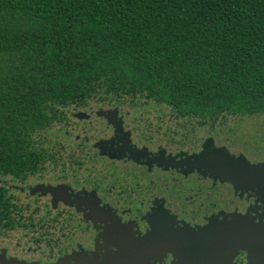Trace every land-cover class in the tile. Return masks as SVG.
Segmentation results:
<instances>
[{
	"label": "flooded vegetation",
	"instance_id": "obj_1",
	"mask_svg": "<svg viewBox=\"0 0 264 264\" xmlns=\"http://www.w3.org/2000/svg\"><path fill=\"white\" fill-rule=\"evenodd\" d=\"M132 94L66 106L50 132V154L13 155L36 159L13 162L0 175V264H73L126 245L146 247L158 234L171 246L177 231L198 238L189 246L200 245L197 234L212 227H264L263 186L230 183L197 166L208 155L264 166V152L235 139L231 124L249 117L201 119ZM249 238L247 251L235 252L216 239L215 257L191 264H264V235ZM167 247L147 264H177Z\"/></svg>",
	"mask_w": 264,
	"mask_h": 264
},
{
	"label": "trees",
	"instance_id": "obj_2",
	"mask_svg": "<svg viewBox=\"0 0 264 264\" xmlns=\"http://www.w3.org/2000/svg\"><path fill=\"white\" fill-rule=\"evenodd\" d=\"M122 93L264 115V0H0V175L51 153L66 106Z\"/></svg>",
	"mask_w": 264,
	"mask_h": 264
},
{
	"label": "water",
	"instance_id": "obj_3",
	"mask_svg": "<svg viewBox=\"0 0 264 264\" xmlns=\"http://www.w3.org/2000/svg\"><path fill=\"white\" fill-rule=\"evenodd\" d=\"M224 152L223 149H215L211 147L206 148V152ZM201 168H212L219 178L230 183H236L239 185L245 186H254L264 187V166L262 165H250L249 163H243L234 160L228 155H219L211 158L209 155L202 158L197 166ZM256 232H259L260 235H264V227L257 230L247 225L245 222L237 221L235 223L229 224L226 228L218 230L217 228H209L201 232L200 245H187L186 242H195L196 237L189 235L185 232H174L169 235V238L172 240L178 241L176 245H167L162 242V236L158 234L148 246H125L123 250L122 247L117 250V253L110 254L108 257H97L89 258L88 260L79 261L74 260L73 264H147L150 260L159 257L160 254H157L156 251L167 247L172 248L176 257L177 264H191L192 261H196L198 257L208 261L210 258L215 257V248H218L219 245H213L212 242L216 239L222 240V248H233L235 250H246L244 246H247L249 241V235H255ZM196 238V239H195ZM158 242L160 243L159 245ZM230 242L240 243L237 246L231 245ZM129 248V249H127ZM202 249L204 253L194 254L192 249ZM247 251V250H246ZM197 252V250H196ZM70 264V263H69Z\"/></svg>",
	"mask_w": 264,
	"mask_h": 264
},
{
	"label": "rangeland",
	"instance_id": "obj_4",
	"mask_svg": "<svg viewBox=\"0 0 264 264\" xmlns=\"http://www.w3.org/2000/svg\"><path fill=\"white\" fill-rule=\"evenodd\" d=\"M231 125L234 127V135L238 146H247L253 152H264V115L237 121V123ZM84 257L88 258V256Z\"/></svg>",
	"mask_w": 264,
	"mask_h": 264
}]
</instances>
